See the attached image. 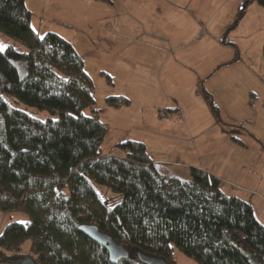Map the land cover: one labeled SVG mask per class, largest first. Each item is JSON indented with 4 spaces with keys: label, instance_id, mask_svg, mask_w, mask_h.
Instances as JSON below:
<instances>
[{
    "label": "trees",
    "instance_id": "16d2710c",
    "mask_svg": "<svg viewBox=\"0 0 264 264\" xmlns=\"http://www.w3.org/2000/svg\"><path fill=\"white\" fill-rule=\"evenodd\" d=\"M253 2L264 6L239 0L227 30ZM31 18L25 0H0V29L28 47L0 49V211L24 209L30 216L3 228L0 263L30 257L38 264H113L104 247L78 230L93 223L127 249L119 264H143L138 252L175 264V247L197 264H264V225L218 178L196 168L187 179L171 175L134 139L117 141L115 152L102 150L108 127L94 108L83 57L57 32L39 35ZM199 93L221 124L212 93L201 84ZM8 96L58 117H34ZM105 100L114 108L130 104L124 95Z\"/></svg>",
    "mask_w": 264,
    "mask_h": 264
},
{
    "label": "rangeland",
    "instance_id": "374dc122",
    "mask_svg": "<svg viewBox=\"0 0 264 264\" xmlns=\"http://www.w3.org/2000/svg\"><path fill=\"white\" fill-rule=\"evenodd\" d=\"M145 1L150 4L153 0ZM158 1L164 2L163 0ZM194 1L198 3L199 16L203 15L206 27L214 28L217 31L225 25L226 11L234 7L233 0ZM29 5L36 13L32 16V22L35 25V21L38 19L37 13L41 11L43 5L36 4L35 0H29ZM50 7H46V17ZM57 7L56 5L52 6V9L58 12L59 8ZM70 8L75 10L73 11V26L61 28L53 25L52 27L60 31L59 33L66 35H75L78 32V36H81L84 41H90L86 33L90 34L92 38L94 33H98V22L96 21L100 10L98 3L91 1L87 5L84 3L73 4L70 5ZM70 8L68 7L69 10H71ZM80 9L82 13L79 11L76 14V10ZM153 10L155 7L152 3L150 12L146 13H148V20L155 27L163 21L165 14L162 11V14L159 15L156 10ZM133 22V25L136 26L137 22L134 19ZM226 35L227 43H235L241 55V65H239L241 68L236 67L235 74L228 72L226 76L238 77L244 89H239L240 99L236 103L225 104L221 113L223 122L216 127L209 123L208 110V113L199 109L191 110L194 115L191 117L188 110L183 111V104H181L183 106L180 110L175 109L178 107L176 105L171 106L170 103L174 102H172L171 97L179 96L180 92L177 93L170 88L172 83L165 79L166 72L163 71L162 73L160 58L153 59L152 62L141 61L139 63L135 61L131 63V71L121 65L120 77L117 78L116 88H113L107 83V78L100 74L99 67H108L111 71L112 69L117 71L116 63L112 61V58V60L106 58L103 60V58H97L95 54H88L86 59L89 65L93 67L89 68V72L94 85V108H105V97L112 94L116 95L118 93L116 91L128 92L133 89L141 95L140 98H146V96L152 98L144 109H140L145 105L141 101L142 99L134 101L129 109L124 107L122 110L113 111L107 108L105 119L110 124L101 148L103 151L110 150L116 143V139L127 133L140 136L143 139L146 138V140L156 137L160 140L156 138L148 140L147 151L151 158L163 159L165 161L163 164L167 166L171 175L187 179L191 168L203 170L213 176L217 175L215 177L220 179V187L227 194H235L244 199L249 198L246 200L253 207L257 220L264 225V6L258 2L252 3L239 24L229 29ZM9 44L17 46L20 51L28 49L26 44L0 29V49H4ZM90 44L94 46V43L90 42ZM137 45L139 44L134 43L133 45L132 43L130 47ZM230 47L229 45L225 47L224 52L226 54ZM139 51L137 49L136 55ZM152 54L154 57H159L156 52ZM160 55L162 56V54ZM149 69L151 71L150 76L143 72ZM133 71L134 75L129 77ZM130 80L133 82L131 83ZM8 100L15 107L39 119L49 117L56 119L58 117L57 113L52 114L45 109L29 105L18 99L15 100L13 96H8ZM142 110L144 111L140 114ZM83 112L90 115L91 108L87 107ZM193 120L205 126L199 135L193 126ZM195 138L196 143L194 142ZM228 183H232L237 188ZM247 191L251 193H247ZM29 218V213L24 209L1 210L0 234L9 222H25ZM30 244V239L25 240L21 245V251L28 253ZM2 250L0 245V251ZM173 253L175 264H197L192 257L184 254L177 247L174 248ZM13 261H17V259Z\"/></svg>",
    "mask_w": 264,
    "mask_h": 264
},
{
    "label": "crops",
    "instance_id": "0c3cea01",
    "mask_svg": "<svg viewBox=\"0 0 264 264\" xmlns=\"http://www.w3.org/2000/svg\"><path fill=\"white\" fill-rule=\"evenodd\" d=\"M35 1L36 4L39 3L43 6L40 9L41 11L37 13L38 19L35 21V25L33 24V19L31 18L32 28L39 35H41L42 32L45 33L46 31L54 30L70 41L77 52L83 57L85 68L88 72L89 68H93L89 65L86 59L88 54H95L97 58H103V60H105V58L107 60L112 58L113 60H111L116 63L115 68L117 71H114L115 69H112L111 71L108 67H99V72L105 78L107 77L102 72H105L110 76V78H107V83L112 85L113 88H116L117 78L119 79L120 77L121 65H123L125 69H129V71H131V63H134L135 61L139 63H141V61L152 62L153 59L156 60V58H160L163 68L162 73L163 71L166 72L165 79L172 83V87L170 88L177 93L180 92L179 96L171 97V99H173L172 102L174 101L173 103H170L172 104L171 106H178L175 109L180 110L184 105L183 111L185 112V110H188V114H190L191 117L194 116L191 113V110L194 111L199 109L200 111H204L206 113L209 112V114H207L210 115L209 123L213 127H216L221 124L215 121L207 103L205 102L203 96L199 93L200 84L214 96L215 102L220 110V115L226 103H236L240 99L239 89H244V87H242L239 78H236L234 75H232V77L226 76L228 72H233L235 74L234 71L237 70L236 67L241 68L239 66L241 65V55L239 54L240 52L238 46H236L235 43L228 44L226 41V34H228L227 28L231 24V21L237 12L239 0H233L234 7L233 9L230 8L226 11L225 25L218 31L214 28L206 27L203 15H201V17L199 16L200 14L197 7L198 3L194 0H163V3L158 0H153L150 4L145 0ZM91 1L98 3L100 9L99 14L97 15L98 17L96 16V21L98 22V33H94L93 38L95 41L91 35L87 33L86 35L90 41L86 42L81 38V36H78V32L75 35H66L59 33L60 31L52 27L53 25H56L61 28H71L73 26L74 19L73 11L75 10H72L70 5L82 3L87 5ZM25 3L28 9L32 12V16L36 14L34 13L35 11L29 7V0H25ZM152 3L159 15L162 14V11L165 14L163 21L159 22V24L155 25V27L148 20V13H146L150 12ZM46 5L51 6L47 17ZM55 5L59 8L58 12L52 9V6ZM68 7L71 10H69ZM61 8L63 10H60ZM79 11L82 13L80 9L76 10V14H78ZM133 19L137 22V25L135 24L136 26L133 25ZM46 24L48 25L47 28L51 29H47ZM81 32L85 33L84 31ZM90 42L94 43V46H92ZM132 43L133 45L134 43H138L139 45L136 47H130ZM227 45L231 47L229 48L230 50H227L226 54L224 50ZM137 49L140 50L138 55H136ZM154 52L158 53L159 57H154L152 54ZM129 53L130 55H128ZM141 53L142 55H140ZM160 54H162V56ZM143 72L150 76V69ZM133 75L134 71L132 75L129 74V77ZM130 82L132 83L133 80H130ZM116 92H118L116 95H124L128 97L130 99V104L119 108L109 107L106 104L105 108H100L102 109L100 112V118L107 124V127H109L110 124L107 119H105L107 108L113 111H117V109L122 110L124 107L129 109L134 101L142 99L141 101L145 105L140 109H144L148 106V102H151L152 100V98L148 96H146V98H140L141 95L136 93L133 89L128 92ZM143 111L144 110L140 111V114H142ZM192 123L196 129L197 135H199L202 132V128L205 126L196 123L195 120H193ZM152 138L155 139L156 137H151L150 139ZM124 139L138 140L144 142L146 145L148 144V140H150H146V138L143 139L137 135H132L131 133H127L116 140L119 141ZM194 142L196 143V138ZM104 152H115L114 145L110 150ZM152 159L159 163L165 162L161 158ZM228 184L237 188L232 183ZM247 193L251 192L247 191ZM246 199L249 200L247 197L245 200ZM261 261L264 262L263 259Z\"/></svg>",
    "mask_w": 264,
    "mask_h": 264
},
{
    "label": "water",
    "instance_id": "95a60500",
    "mask_svg": "<svg viewBox=\"0 0 264 264\" xmlns=\"http://www.w3.org/2000/svg\"><path fill=\"white\" fill-rule=\"evenodd\" d=\"M78 230L81 234L88 237L98 245L105 248L108 254V259L113 264H119L122 260L128 257L127 249L108 233L100 230L97 225L93 223H81L78 225ZM246 249V248H244ZM253 255V254H252ZM138 259L143 264H168L159 256L149 254L146 252H138ZM0 264H38L33 258L25 257L13 260H5Z\"/></svg>",
    "mask_w": 264,
    "mask_h": 264
},
{
    "label": "built area",
    "instance_id": "2783aa9c",
    "mask_svg": "<svg viewBox=\"0 0 264 264\" xmlns=\"http://www.w3.org/2000/svg\"><path fill=\"white\" fill-rule=\"evenodd\" d=\"M163 114V113H162Z\"/></svg>",
    "mask_w": 264,
    "mask_h": 264
}]
</instances>
